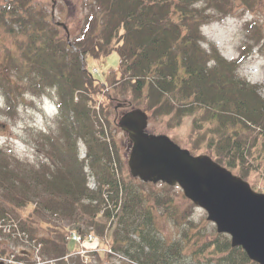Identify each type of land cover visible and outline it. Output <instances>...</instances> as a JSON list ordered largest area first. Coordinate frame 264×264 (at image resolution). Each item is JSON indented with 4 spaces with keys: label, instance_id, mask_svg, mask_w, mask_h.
Returning <instances> with one entry per match:
<instances>
[{
    "label": "trees",
    "instance_id": "1",
    "mask_svg": "<svg viewBox=\"0 0 264 264\" xmlns=\"http://www.w3.org/2000/svg\"><path fill=\"white\" fill-rule=\"evenodd\" d=\"M222 2L95 0L100 17L89 12L81 33L70 40L61 36L37 1L0 0V36L12 37L10 43H0V89L6 104L13 110L17 98L29 90L42 92L53 86L61 119L58 136L43 135L50 145L49 161L38 169L21 166L0 145L4 196L20 207L34 202L33 213L38 208L36 195L47 194L37 210L67 218L78 229L81 223L95 226L110 239V256L122 252L130 258L122 264H188L179 261L186 247H194L189 253L193 260L209 256L213 264H260L241 245L234 246L229 233L215 229L211 237L199 241V232H191L195 224L186 209L181 216L174 214L176 222L187 224L179 238L167 241L153 233L155 207L168 206L172 197L153 188L146 190L151 181L125 178L116 139L102 136L98 128L103 126L102 119L110 123L105 107L109 109L114 94L105 95L109 103L100 102L101 113L96 95L104 85L96 86L98 77L86 64L88 55L102 57L116 49L123 74L120 78L114 74L113 92L130 91L131 100L149 118L160 114L169 127H180L190 119L189 135L197 147H204L213 159L247 180L251 171H261L255 159L264 158L260 153L264 96L259 84L238 73L245 52L228 59L214 44L208 50L201 43L205 39L202 25L212 17L208 9H224ZM253 146H260L256 153L251 152ZM90 176L95 186L89 183ZM251 185L264 192V187ZM7 210L0 203V218ZM61 230L39 238L43 255L57 260L67 253L68 239ZM84 247L96 249L89 243ZM80 258V254L72 257Z\"/></svg>",
    "mask_w": 264,
    "mask_h": 264
},
{
    "label": "rangeland",
    "instance_id": "2",
    "mask_svg": "<svg viewBox=\"0 0 264 264\" xmlns=\"http://www.w3.org/2000/svg\"><path fill=\"white\" fill-rule=\"evenodd\" d=\"M35 1L44 8L46 17L58 29L61 36L70 40L81 33L89 12L91 14L98 13V17L101 15L95 0ZM204 4L206 3L204 2ZM222 4H224V9L214 6L208 9V13H211L212 17L208 23L202 25L205 39L201 43L208 50L212 49L211 46L214 44L228 59L238 58L242 52H245L242 63L238 67V73L251 83L259 84L264 96V0H223ZM57 20L66 24L67 31L63 24L56 22ZM1 34L0 43L4 40L10 43L12 37L7 33ZM8 45L14 47L12 44ZM1 51L0 48V56L2 55ZM86 64L91 73H94L99 79L96 80V86L104 85L103 91L96 95L99 98L96 107L100 109L101 101L109 103V99H106L107 93L114 94L113 102L109 103V109L105 107V113L108 112L107 117H109L110 123L102 119L103 126L99 125L98 128L102 130V136L109 139L112 135L116 139L118 149L121 151V160H123L124 176L129 179V177H133L128 166V154L132 141L128 133L117 124L116 119H119V115L127 109L137 105H135V100H131L133 96L130 91L127 90L123 94L113 92L111 80H113L114 74L119 78L123 74L120 66V54L115 49L111 54L102 57L88 55ZM43 93H46L51 99L44 98ZM57 95V88L53 86H49L42 92L29 90L25 96L17 98L15 108L10 110L3 96V91L0 89V145L4 146V151L9 154L8 156L18 159L21 166L38 169L43 162L49 161L47 149L50 145L43 137L60 134L58 126L61 119ZM56 109L59 110V113L55 112ZM100 111L102 113L101 109ZM109 111L111 112L109 113ZM167 122L166 118L164 119L162 115L157 114L156 117L149 119L148 129L151 132H160L172 136L178 144L189 148L194 154L207 153L204 147H197L195 141H192L193 138H190V119L183 120L180 127H169L165 124ZM259 147H251V152L256 153ZM79 149L84 156L86 153L85 142L82 140L79 142ZM260 153L264 154V149ZM11 160L13 165L15 161ZM255 162L261 164V174L251 171V176L247 178V181L257 187H264V158L258 156ZM89 183L91 186H95L93 176L89 177ZM145 188L149 192H151V188L160 190L161 193L172 197L167 204L168 206L155 207L154 223L156 228L153 229V233L156 236L167 241L179 238L181 236L180 229L187 224L185 223L183 226L176 222L174 214L181 216L180 214H183L185 209L190 211L189 218L195 224L191 232H199V241L211 237L215 232L216 225L207 218L208 211L190 200L179 184L169 185L161 181L153 182L151 186L147 184ZM36 196L34 199L40 208L39 205H43L42 203L48 195L43 193ZM0 203L8 209L5 216L0 218V259L2 260L17 261L21 264H122L123 259L130 260L122 252L121 254L120 252L112 253L110 256L112 251L110 239L106 234L98 232L95 226L85 223L80 225L84 235L91 232L99 238L97 246L99 249L94 252H86L82 245L85 242L77 243L76 241H69L67 238L70 231L78 229L69 219L53 214L47 209L40 211L37 208L32 213L34 202L20 207L15 202L10 201V197L4 196L1 186ZM56 228L62 229L61 231L66 235V240L68 239L67 245H69L67 253L61 258L60 256L57 257V260L50 255H43L44 250L39 244L40 237L53 236ZM99 233L102 237L98 235ZM31 234L34 235L33 238H30ZM89 244L96 245L97 242L94 241ZM193 248L186 247L184 249L185 255L179 261L184 260L188 264H207L206 262L213 264L214 260L208 259L209 256L203 257V260L201 258L193 260L189 254ZM100 252L103 254L101 255ZM78 254H80L81 260L74 261L72 257Z\"/></svg>",
    "mask_w": 264,
    "mask_h": 264
},
{
    "label": "water",
    "instance_id": "3",
    "mask_svg": "<svg viewBox=\"0 0 264 264\" xmlns=\"http://www.w3.org/2000/svg\"><path fill=\"white\" fill-rule=\"evenodd\" d=\"M56 22L67 30L64 22ZM148 121L141 107L126 110L118 120L132 139L131 174L146 182L178 183L190 200L208 211L217 231L229 233L234 246L241 245L250 258L264 264V192L209 154H194L171 136L149 131ZM0 264L17 263L0 259Z\"/></svg>",
    "mask_w": 264,
    "mask_h": 264
},
{
    "label": "built area",
    "instance_id": "4",
    "mask_svg": "<svg viewBox=\"0 0 264 264\" xmlns=\"http://www.w3.org/2000/svg\"><path fill=\"white\" fill-rule=\"evenodd\" d=\"M71 237H73L75 240H82L84 237H82V235L80 233H75L73 232ZM89 239H93V234L92 233H88V235L86 236Z\"/></svg>",
    "mask_w": 264,
    "mask_h": 264
}]
</instances>
